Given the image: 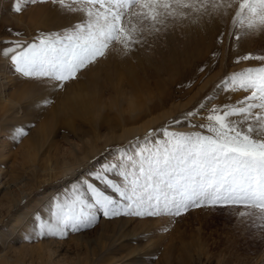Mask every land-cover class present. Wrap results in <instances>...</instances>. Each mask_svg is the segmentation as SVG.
Returning a JSON list of instances; mask_svg holds the SVG:
<instances>
[{
  "label": "snow or ice",
  "instance_id": "obj_1",
  "mask_svg": "<svg viewBox=\"0 0 264 264\" xmlns=\"http://www.w3.org/2000/svg\"><path fill=\"white\" fill-rule=\"evenodd\" d=\"M49 4L69 19L62 29L39 31L31 39L13 29L0 34V66L34 85L33 95L40 98L33 110L52 105L110 56L124 60L150 52L169 33L231 21V41L264 40V0H14L11 11ZM223 37L221 32L217 42ZM243 61L264 64V53L238 55L234 63ZM221 95L224 102L217 104ZM176 125L194 131L182 133ZM27 134L25 126H14L13 141ZM67 179L47 210L33 214L30 242L67 239L101 220L167 217L171 225L190 210L208 208L239 210L264 243V66L225 74L167 126L113 149Z\"/></svg>",
  "mask_w": 264,
  "mask_h": 264
},
{
  "label": "rangeland",
  "instance_id": "obj_2",
  "mask_svg": "<svg viewBox=\"0 0 264 264\" xmlns=\"http://www.w3.org/2000/svg\"><path fill=\"white\" fill-rule=\"evenodd\" d=\"M13 2L0 0V34L13 29L31 39L69 22L50 4L14 14ZM230 29L231 21H214L169 33L150 52L124 60L110 56L43 110L31 106L40 98L33 95L34 85L0 66V264H264L260 234L231 209H193L171 225L167 217L101 220L67 239H26L33 214L47 210L68 177L167 126L203 100L225 74L264 66L234 63L238 55L264 53V40L233 42ZM201 65H206L203 73L197 71ZM215 100L222 104L224 97ZM14 126L28 132L18 142L13 141ZM66 163L71 170L64 172Z\"/></svg>",
  "mask_w": 264,
  "mask_h": 264
},
{
  "label": "bare ground",
  "instance_id": "obj_3",
  "mask_svg": "<svg viewBox=\"0 0 264 264\" xmlns=\"http://www.w3.org/2000/svg\"><path fill=\"white\" fill-rule=\"evenodd\" d=\"M224 56H225V55H224ZM224 56H223V57H224ZM229 61H230V60H229ZM231 62H232V61H231ZM70 168H71V166H70L69 164L66 163V164L64 165V172L70 171V170H71Z\"/></svg>",
  "mask_w": 264,
  "mask_h": 264
}]
</instances>
